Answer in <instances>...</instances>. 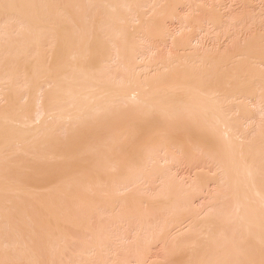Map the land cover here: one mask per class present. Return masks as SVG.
I'll return each instance as SVG.
<instances>
[{
  "label": "bare ground",
  "instance_id": "1",
  "mask_svg": "<svg viewBox=\"0 0 264 264\" xmlns=\"http://www.w3.org/2000/svg\"><path fill=\"white\" fill-rule=\"evenodd\" d=\"M203 1L0 0V264H264V30Z\"/></svg>",
  "mask_w": 264,
  "mask_h": 264
},
{
  "label": "rangeland",
  "instance_id": "2",
  "mask_svg": "<svg viewBox=\"0 0 264 264\" xmlns=\"http://www.w3.org/2000/svg\"><path fill=\"white\" fill-rule=\"evenodd\" d=\"M205 1H207V2H204V1H203V2H204L206 5H209V6H207V7H210V8H211L210 3L212 4V7H213V5H216L215 3H218L217 5H221L222 3H223V4L226 3V4L224 5L225 7L222 5V6H220V8H222V7L226 8V9H224L223 11L227 10V15H228V17H227V15H226L227 18H225L226 20L228 19V21L225 20V22H224L225 25H224V26L222 25L223 28H219V29H217V30H215V31H214V28H211V29H212V32H213L214 35L211 33V30H210V28H209V25L206 26V30H207V32L209 31V33H208V35H205L206 38H203V37H205V36H203V35L201 36V37L203 38L202 42H203V41H206V39H207V41H206L205 43H203L205 47L208 46L210 43H211L212 47H214L216 44H218V42H217L218 38H217V37L220 36V35H218V34H219V33L221 34V32H222L223 30L225 31V33H226V31H227V33L229 32V33H231V34H232V32H233L232 35L230 34L231 37L234 35V36L232 37V38H234V39H232L233 42L236 40V39H235L236 37H237V39H238L239 35L241 36V38H242V40H243V39H245V38H246V37H247L252 31H253L252 33H254L255 30H256V31H257V30H258V31L264 30V1H262V0H261V2H260V0H239V2H238V0H220V1H219V0H205ZM218 1H219V2H218ZM221 1H222V2H221ZM251 1H252V2H251ZM209 2H210V3H209ZM213 2H214V3H213ZM220 2H221V3H220ZM240 2H241V3H240ZM247 2H248V3H247ZM243 3H244V5H242ZM260 3H261V4H260ZM262 3H263V4H262ZM252 4H253V5H252ZM217 5H216L215 8L218 7ZM228 9H230V13H229V10H228ZM185 10H186V11H185ZM185 10H184L185 12L183 13V16L181 15L182 19H183V18L185 19V17H184L185 15H186V17H187L188 15H190V12L193 13V12L190 11L189 9H185ZM244 10H245V11H244ZM182 11H183V10H182ZM187 11H188V12H187ZM241 11H242L243 13H242ZM180 12H181V11H180ZM186 13H187L188 15H187ZM225 13H226V12H225ZM241 13H242V14H241ZM244 13H245V14H244ZM181 14H182V13H181ZM194 14H195V16L198 15V13H196V12H195ZM230 14H232L231 17H230ZM234 14H236V15H234ZM233 15H234V16H233ZM240 15H241V16H240ZM242 15H243V16H242ZM232 16L234 17V19H235L236 16H237V20H240V19H241L242 23H246V24H245V25H242V24H241V21H240V22H239V21L237 22L236 19H235V20H236V23H235V22L233 23V20H234V19L232 18ZM238 17H239V18H238ZM240 17H241V18H240ZM242 17H243V19L245 20V22H244V20H242ZM229 18H231V19L229 20ZM231 20H232V21H231ZM229 21H230V22H229ZM252 21H253V22H252ZM226 22H227V23H226ZM229 23H230V24L232 23L233 25L231 24V25H232V26H231V25H229ZM238 23H240V24H238ZM247 23H248V24H247ZM251 23H254V24H251ZM175 24H176V26H175ZM234 24H236V26H235ZM250 24H251V25H250ZM169 25H171V26H169ZM177 25L179 26V24H177V22H173L172 24L168 23V26H169L168 28L171 29V30H174L175 27H176V29H177V27H178ZM228 25H229V26H228ZM249 25H250L252 28H251V27L248 28L247 26H249ZM252 25H253V26H252ZM258 25H259V26H258ZM172 26H173L174 29H172ZM225 26H227V27L225 28ZM242 26H243V28H242ZM229 27L231 28V30L229 29ZM234 27H236V28H234ZM245 27L248 28V30H247ZM254 27H255V30H253ZM224 28H225V29H224ZM227 28H228L229 30H228ZM258 28H259V29H258ZM260 28H261V29H260ZM262 28H263V29H262ZM226 29H227V30H226ZM242 29H243L244 31H245V30H247V31L244 32ZM249 29H250L251 31H250ZM218 30H220L219 33H218ZM216 31H217V32H216ZM240 31H241V32H240ZM242 31H243V33H242ZM215 32H216V33H215ZM234 32H235V34H234ZM249 32H250V33H249ZM210 33H211V35H210ZM246 33H247V36L245 35ZM248 33H249V34H248ZM252 33H251V34H252ZM206 34H207V33H206ZM215 34H216V37H215ZM242 34H243V35H242ZM237 35H238V36H237ZM244 35H245V36H244ZM207 36H208V37H209V36H210V37L212 36V37H211V38H207ZM243 37H244V38H243ZM213 38H214V39H213ZM215 38H216V40H215ZM208 39H209V40H208ZM212 39H213V41H216V43H214V42L212 43V42H211ZM239 39H240V38H239ZM239 39H238V40H239ZM238 40H237V41H238ZM242 40H241V39L239 40V41H240V44H239V42H237L238 45H239L240 47L242 46V44H241V43H242ZM208 41H209V42H208ZM221 41H222V40H221ZM221 41H220V42H221ZM235 42H236V41H235ZM235 42H234V46L239 47V46L237 45V43L235 44ZM147 44H148V43H146V46H147ZM226 44H227V47L229 46L228 48H230V46H231V48H232V45L229 44V42H228V43H227V42H226V43L224 42L222 45H225V46H226ZM211 45H210L209 47H211ZM146 46L144 47L145 49L142 48V50H144V51L146 50V51H147L148 48H149V46H147V49H146ZM225 46H223L222 48L225 49ZM149 49H150V48H149ZM144 51H143V53H144ZM148 51H149V53H150V50H148ZM148 51H147V53H148ZM162 52L164 53V52H166V50H165V49H162ZM149 53H148L147 55H149ZM145 54H146V53H145ZM147 55H146V57H147ZM120 67H122V66H120ZM122 68H123V67H122ZM116 70H117V69H116ZM37 106H38V105H37ZM37 108H39V106H38ZM126 110H128V109H126ZM123 114H124V113H122V115H123ZM254 114H255V113H254ZM125 115H126V114H125ZM257 116H258L259 118L262 117L261 115H259L258 113H256V114H255V118H256L257 120H259V118H258ZM119 118H120V117H119ZM119 118H118V119H119ZM123 119H124V118H123ZM237 119H238V120H236V121H237V125L240 126L242 120L239 119V118H237ZM256 119H255V121H256ZM239 120H240V121H239ZM118 122H120V120L117 121V123H118ZM239 123H240V124H239ZM262 124H263L262 122L259 123V125H262ZM165 126H166V125H165ZM162 127H163V126H162ZM167 127H168V126H167ZM163 128H164V127H163ZM165 129H169V128H166V127H165ZM165 129H164V130H165ZM179 131H180V130H178V132H179ZM255 131H257V129H255L254 132H255ZM62 133H63V135H62ZM62 133H61V137H62V139H64V136H65L64 134H66V133H65V132H62ZM175 133H176V130H175ZM250 133H251V131H250ZM252 133H253V131H252ZM252 133H251V134H252ZM194 135H196V134H194ZM194 137H195V136H194ZM195 138H196V137H195ZM173 153H174V151H173ZM174 154L176 155V156H175V155H174V156H175V158L177 159V154H178V153L175 152ZM180 155H181V154L179 153L178 157H179ZM180 157H181L182 159H181V158H180V160L177 159V161H178L179 163L177 164V162H176V166H175V164H174V167L179 166L180 169L184 170V171H181V172L184 173V174H187V173H188V175H190L193 171L191 170V171H192V172H191L190 169H192V168H190V169L188 170L187 167H194V166L199 167V168H200L201 166H202V167H210L211 164H212V163H211L212 160L209 159V161H208V160H207L208 158L205 157V158H206V159H205L203 156H202L203 159L201 160V163H200V160H199V159H201L202 157H201V154H198V153H197V157H198V159H197L196 161H193V163H192V162H188V160L185 159V158H183L182 156H180ZM182 160L185 161L184 164H183V161H182ZM203 160L206 161L207 164H206V162H203ZM175 161H176V160H175ZM197 161H198V164L200 163L201 165H200V164L198 165V164H197ZM187 162H188V163H187ZM195 162H196V163H195ZM191 163H192V164H191ZM209 163H210V164H209ZM185 164H186V166H185ZM190 164H191V165H190ZM196 164H197V165H196ZM204 164H206V166H205ZM208 164H209V165H208ZM162 165H163V164H162ZM180 165H181V166H180ZM171 167H173V166H171ZM181 167H183V168H181ZM49 168H50V167H49ZM80 168L82 169V167H80ZM44 169H45V168H44ZM180 169H179L178 173L180 172ZM48 170H49V169H48ZM50 170H51V171H50ZM50 170H49V173H48V174L53 173L52 171H53V170L55 171V168H54L53 170H52V168H50ZM79 170H80V169H79ZM79 170H78V171H79ZM186 170H187V171H186ZM56 172H57V171H56ZM61 172H62V171H61ZM61 172H60V173L58 172V175H61V174L64 173V172H62V173H61ZM186 172H187V173H186ZM189 172H191V173H189ZM46 174H47V171H46ZM46 174L43 175V179H42V177H41V178H37V179L34 181V182H35L34 185H35L36 183H38V182H41V181L38 180V179H41V180L43 181L44 185H46V183H47L48 180L45 181V179L51 177V176L49 177L48 174H47V178H46ZM180 174H181V173H180ZM51 175H52V174H51ZM191 175H192V174H191ZM62 176H63V175H62ZM37 180H38V181H37ZM45 182H46V183H45ZM43 183H42V185H43ZM48 183H49V182H48ZM30 185L32 186L33 183L30 184ZM36 186H37V185H36ZM213 186H214V187H213ZM33 187H34V186H33ZM48 188H49V187H48ZM209 188H210L211 190H210V189H208V190H210V191L212 192L213 188H215V185H212V186H210ZM162 189H163V188H162ZM216 189H217V187H216ZM31 190H33V189H31ZM129 190H131V189H126V192H124V190H123L120 194H122V193H126V194H127V193L129 192ZM217 190H218V189H217ZM217 190L213 191V194L217 193V192H216ZM50 191H51V190H50ZM127 191H128V192H127ZM211 192H210V193H211ZM117 194H119V192H118ZM120 194H119V195H120ZM126 194H125V195H126ZM211 194H212V193H211ZM52 195H53V193H52ZM205 200H207V199H205ZM205 200L200 199V201H202V202L204 201L203 203H205ZM200 201H199V200H198V201L195 200L194 205L196 204V205H197V206L195 205L196 207H200V206L202 205V202H200ZM197 202H198V203H197ZM199 202H200L201 205L199 204ZM64 204H65V202H64ZM64 204H63V205H64ZM198 205H199V206H198ZM101 209H104V208H102V207H101V208H98V212H99ZM114 210H115V209H114ZM116 210H117V209H116ZM107 211H108V210H106V211H102V210H101V214L99 213V215L105 216V218L103 217V219L100 217L102 220H104V222H103L102 224H107L108 222H105V221H107V219H108L109 221L111 220V217L107 216V218H106V215H109V214L111 213L110 216H112V215L114 216L115 213H117V211H118V214H120V213H119V212H120L119 210H117L116 212H114V211H113V212H112V211H108L109 214L107 213ZM102 212H103V213H102ZM170 216H171V214L168 215V218L165 216L166 219H165V218L162 219V220H163L162 225H165V221H166V223H167V221H168V222L171 221V222H172L171 225L173 224V221H174L175 217H174V219H173V218L170 217ZM95 217L98 218V216L95 214V216L93 217L92 221L95 220V219H94ZM100 218H98V219H100ZM170 218H171V219H170ZM98 219H96V220L99 222ZM105 219H106V220H105ZM167 219H169V220H167ZM97 221H96V222H97ZM100 222H102V221H100ZM91 223H92V225H93V222H91ZM94 223H95V221H94ZM169 223H170V222H169ZM95 225H96V224H95ZM133 225H134V227H136V226H135L136 224H133ZM132 227H133V226H132ZM121 229H124V228L121 227ZM121 229H120V228H119V229H116L115 232H117V233H115V232L112 233V235H113L112 237H114V238H112V237L110 236L111 234H109V236L111 237V238L109 237L110 240L113 241V240L115 239V237H117V238L120 237V234H121V232H122ZM125 229L128 231L127 226H126ZM130 229H131V228H130ZM130 229H129V230H130ZM117 230H118L119 232H118ZM126 230H123L122 234H124V232H125ZM119 233H120V234H119ZM114 234H116V235H114ZM122 234H121V235H122ZM117 238H116V239H117ZM88 239H89V237H88ZM85 240H87V237L85 238ZM126 245L128 246L129 244L126 242ZM126 245H124L123 247L125 248ZM79 246H80V245H79ZM127 246H126V248H127ZM81 247H82V246H81ZM123 247H122V249H123ZM158 249H159V247H158ZM158 249H157V250H158ZM120 250H121V249H120ZM159 250H160V249H159ZM159 250H158V251H159ZM162 250H163V249H162ZM42 251H44V250H42ZM124 251H125V250H124ZM45 252H46V251H44V253H45ZM44 253L42 252L43 255H44ZM157 253H158V252H157ZM160 253H161V250L159 251V255H160ZM162 253L165 254L164 251H162ZM162 253H161V256L163 255ZM166 253H167V252H166ZM168 253H169V258H168V260H169L170 264H173V262H174V264H176V262H178V261H180V260L182 261V259L178 258V256H175V257H172V256H171V257H170V253H171L173 256L175 255V253L173 254L172 252H169V251H168ZM168 253H167V254H168ZM167 254H165V255H167ZM43 255H42V257H43ZM46 255H47V253H46ZM176 255H177V254H176ZM44 257L46 258V256H44ZM162 257H164V255H163ZM165 257H167V256H165ZM162 259H163V258H162ZM166 259H167V258H165V260H166ZM173 259H174V260H173ZM163 260H164V259H163ZM69 262H70V261H69ZM166 262H167V260H166L164 263L166 264ZM65 263L67 264L68 262H65ZM167 263H168V262H167ZM178 263L181 264L180 262H178ZM178 263H177V264H178ZM69 264H70V263H69Z\"/></svg>",
  "mask_w": 264,
  "mask_h": 264
}]
</instances>
